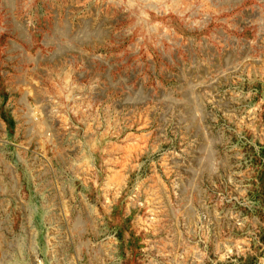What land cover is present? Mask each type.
<instances>
[{
	"label": "rangeland",
	"instance_id": "obj_1",
	"mask_svg": "<svg viewBox=\"0 0 264 264\" xmlns=\"http://www.w3.org/2000/svg\"><path fill=\"white\" fill-rule=\"evenodd\" d=\"M0 264H264V0H0Z\"/></svg>",
	"mask_w": 264,
	"mask_h": 264
},
{
	"label": "bare ground",
	"instance_id": "obj_2",
	"mask_svg": "<svg viewBox=\"0 0 264 264\" xmlns=\"http://www.w3.org/2000/svg\"><path fill=\"white\" fill-rule=\"evenodd\" d=\"M188 107H189V106H188ZM194 110H195V109H194ZM188 111H190V112L193 111V108H190V107H189ZM193 113H194V112H193ZM42 120H43V123H44V119H42ZM43 123H42L41 121H38L37 124H36V125H38L39 128H41L40 130H42V128H43L42 126L45 124V123H44V124H43ZM36 125H35V127H36ZM44 126H45V125H44ZM35 129L37 130V134H38V132H39L40 130L38 131L37 128H35ZM43 130H44V128H43ZM39 135H40V132H39ZM42 135H43V133H42ZM39 137H40V136H39ZM46 143H48V142H46Z\"/></svg>",
	"mask_w": 264,
	"mask_h": 264
}]
</instances>
